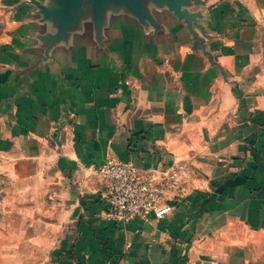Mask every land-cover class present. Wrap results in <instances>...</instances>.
Listing matches in <instances>:
<instances>
[{"label": "crops", "instance_id": "0c3cea01", "mask_svg": "<svg viewBox=\"0 0 264 264\" xmlns=\"http://www.w3.org/2000/svg\"><path fill=\"white\" fill-rule=\"evenodd\" d=\"M106 158L188 191L120 223ZM0 264H264V0H0Z\"/></svg>", "mask_w": 264, "mask_h": 264}, {"label": "built area", "instance_id": "2783aa9c", "mask_svg": "<svg viewBox=\"0 0 264 264\" xmlns=\"http://www.w3.org/2000/svg\"><path fill=\"white\" fill-rule=\"evenodd\" d=\"M97 172L108 182L109 212L120 223L135 217H164L172 210L171 202L188 191L187 180L192 176L183 162L173 161L144 172L131 162L114 158L100 161Z\"/></svg>", "mask_w": 264, "mask_h": 264}]
</instances>
